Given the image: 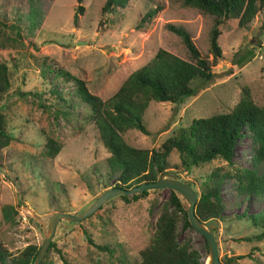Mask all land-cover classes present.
I'll return each instance as SVG.
<instances>
[{
  "label": "rangeland",
  "instance_id": "obj_1",
  "mask_svg": "<svg viewBox=\"0 0 264 264\" xmlns=\"http://www.w3.org/2000/svg\"><path fill=\"white\" fill-rule=\"evenodd\" d=\"M12 1L0 0V60L8 65L10 79L0 101V115L12 134L0 151V245L6 253L17 255L27 245L40 247L53 213L84 211L115 186L120 172L110 167V153L88 110L77 103L72 82L53 78L45 66L66 69L85 80L92 93L107 99L158 48L192 60L167 23L183 26L200 52L211 58L209 34L215 17L174 0H130L125 8L104 14V0H29L35 16L22 32L27 39L23 40L16 30L1 25ZM77 5L84 10L74 24ZM158 5L161 9L146 17V11ZM218 28L222 58L212 67L213 79H195V94L181 103L151 100L143 114L150 134L127 129L122 133L126 143L157 149L193 118L230 111L244 87L256 104L263 103L264 8L245 27L238 25L237 18H227ZM49 137L61 144L54 158L42 154ZM255 147L256 142L245 134L236 144L231 163L217 158L189 170L175 167L180 160L173 152L166 176L189 182L199 196L210 171L252 166ZM260 170L264 171V165ZM129 183L130 187L138 185L134 180ZM220 196L224 209L215 217L213 233L221 264L229 258L228 264H264L262 229L237 217L245 206L249 212L264 211V199L248 200L230 178L221 184ZM166 210L177 218V244L206 264V241L185 223L168 188L146 190L137 199L115 195L80 222L60 220L40 264H64L61 254L69 264H138L141 250L155 233L158 216ZM4 264L13 263L7 258Z\"/></svg>",
  "mask_w": 264,
  "mask_h": 264
},
{
  "label": "trees",
  "instance_id": "obj_2",
  "mask_svg": "<svg viewBox=\"0 0 264 264\" xmlns=\"http://www.w3.org/2000/svg\"><path fill=\"white\" fill-rule=\"evenodd\" d=\"M80 1V0H79ZM130 0H104L101 14L116 8H125ZM184 7L196 8L202 13L214 16L215 24L209 34V52L211 58L202 54L183 26L167 23V29L178 35L188 49L192 60L184 59L164 48H158L145 64L134 70L107 99L92 93L85 80L62 67L45 66L52 72L53 78H64L74 85L77 103L88 110V118L96 125L104 147L110 153L108 163L112 169L119 168L116 187H130V180L137 184L157 179V174H165L170 168L169 157L175 152L179 164L175 167L189 170L193 165L208 163L220 158L231 163L238 140L249 134L256 142L252 155V166L237 168L233 171L212 170L205 178L204 189L199 193L195 204V213L200 221L205 222L221 214L224 205L221 202L220 186L225 179L234 181L236 190L248 200L264 199V100L256 104L248 87H244L236 104L228 112L216 113L207 117H195L186 127H180L175 135L166 138L157 149L138 148L129 145L122 138L127 129L135 128L143 134L150 131L143 121V114L151 100L157 102L181 103L185 98L195 94L192 85L195 79L212 80L215 74L212 67L222 58V49L218 42L220 30L218 25L224 19L237 18L238 25L245 27L264 8V0H174ZM162 5L146 11L148 18L153 17ZM29 0H13L5 20L1 25L16 30L17 36L33 24L35 13L31 10ZM84 7L77 5L73 13V22L77 24ZM32 12V13H31ZM30 42V41H29ZM30 44H34L33 41ZM43 68V66H42ZM10 87L9 68L0 60V101ZM58 95L59 92H58ZM12 140L0 115V151ZM61 144L52 137L44 143L42 154L54 158L60 151ZM178 179V178H177ZM183 181V180H182ZM170 200L183 214L185 223L190 225L187 217V202L175 190L169 189ZM146 191L131 195L133 199L145 195ZM122 198L126 196L122 195ZM238 218H247L262 231L264 236V211L249 212L248 206L237 214ZM177 218L167 210L156 221V228L149 243L141 250L138 264H200L195 252H188L175 240ZM88 241L93 243L88 236ZM100 249L107 246L95 244ZM38 248L27 245L19 254L11 255L0 245V264L9 258L13 264H32ZM64 264H69L63 254ZM230 261L226 259V264ZM224 263V264H225Z\"/></svg>",
  "mask_w": 264,
  "mask_h": 264
},
{
  "label": "water",
  "instance_id": "obj_3",
  "mask_svg": "<svg viewBox=\"0 0 264 264\" xmlns=\"http://www.w3.org/2000/svg\"><path fill=\"white\" fill-rule=\"evenodd\" d=\"M168 188L178 192L187 202V217L190 225L200 233L209 249V264H221L218 247L214 238L213 226L217 224L216 218L212 217L205 222L199 220L195 213V204L198 199L197 191L187 181H182L177 178L167 177L165 174H160L154 181H145L138 185L124 188V187H111L99 195L84 211L80 213L69 212H55L48 221L47 230L44 234L43 241L38 248L37 254L32 264H40L44 255L49 247V244L54 236L57 224L60 220H68L72 222H80L88 216L92 215L104 202L110 197L115 195H132L150 189Z\"/></svg>",
  "mask_w": 264,
  "mask_h": 264
},
{
  "label": "bare ground",
  "instance_id": "obj_4",
  "mask_svg": "<svg viewBox=\"0 0 264 264\" xmlns=\"http://www.w3.org/2000/svg\"><path fill=\"white\" fill-rule=\"evenodd\" d=\"M209 261H210V258H209ZM209 261L206 264H209L210 263Z\"/></svg>",
  "mask_w": 264,
  "mask_h": 264
}]
</instances>
